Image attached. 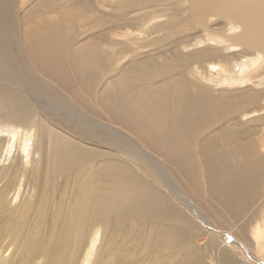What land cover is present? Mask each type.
<instances>
[{
    "label": "bare ground",
    "instance_id": "1",
    "mask_svg": "<svg viewBox=\"0 0 264 264\" xmlns=\"http://www.w3.org/2000/svg\"><path fill=\"white\" fill-rule=\"evenodd\" d=\"M154 1L131 0L141 5ZM178 1L183 8L187 5L182 15L176 14L179 20L159 19L154 22L156 26L188 29L215 12L222 18L224 30L214 36L216 45L202 36L203 45L198 48V40L186 42L177 53L164 55L168 59L162 64L134 68L118 76L121 83L114 96H120V105L133 115L135 126L144 134L135 135L128 124L104 121L101 113L92 115L85 102L77 103L71 98L73 92L64 89L83 74L84 81H90L100 70L98 59L90 52L103 40L96 42L97 46L87 40L74 42L78 27L71 29L68 22L75 16L71 11L75 7L79 10L84 1L0 0V68L13 62L25 78L14 82L0 76V179H4L0 185V264L40 256L44 264H73L82 245L88 261L97 240L102 245L96 259L111 264L110 255L120 247L117 225L127 222L137 223L129 231L135 241L133 251L143 250L153 257L162 248V239H167L169 246L175 243L171 231L177 232V228L167 233L165 226L189 224L180 211L171 212L176 207L173 198L179 205L194 206V215L205 218L208 232L213 227L215 235L218 225L179 181L184 163H189L193 174L201 171L198 164L206 158L200 155L205 151L200 146L206 144L195 138H207L205 129L213 127L214 132L208 147L222 153V158L229 155L235 162L240 158L242 165L246 164L242 176H249L250 186L257 180L258 170L262 174L257 170L258 161L255 171L250 162L261 157L259 149H254L259 146L264 150V133L254 137L250 130L242 134V129L264 118V25L259 34L253 30L259 20L264 23V1ZM86 24L94 32L100 25L93 19ZM95 36L90 38L98 39ZM239 45L255 49L254 57L237 62L229 57L232 54H223V50ZM184 48L193 51L185 53ZM105 76H109L108 71ZM236 80L248 83L243 88L213 92L217 83ZM33 95L50 102L51 110L33 104ZM58 108L61 113L54 117ZM253 112L260 115L248 117L247 122L241 120ZM100 128L112 131L102 132L103 137L98 133ZM177 131L188 139L177 137ZM32 138L33 163L26 168ZM172 146L179 150L173 151ZM123 159L131 161L133 167ZM221 163L215 176L240 164ZM19 173L24 174V184L17 199ZM56 190L57 200L53 201L50 193ZM226 190L227 199L243 203L242 211L251 191L245 187L246 193L240 196L236 186ZM157 195L161 207H157ZM89 226L92 231L87 233ZM250 232L257 251H264V225L257 223ZM226 261L236 264L229 255Z\"/></svg>",
    "mask_w": 264,
    "mask_h": 264
},
{
    "label": "rangeland",
    "instance_id": "2",
    "mask_svg": "<svg viewBox=\"0 0 264 264\" xmlns=\"http://www.w3.org/2000/svg\"><path fill=\"white\" fill-rule=\"evenodd\" d=\"M82 1H84V4H80L79 10H76L75 7L74 10L71 11L75 14V16L71 18V20L68 19L69 21H67L69 22L71 29L78 27V35H76L74 42H76V39H78L82 44L87 40L93 45L97 46L96 42L103 40L102 45L90 52V54L98 59V67H100V70L98 71V75L96 72L93 74L90 81H84L85 74H83V77L76 78L71 86L65 87L64 89L73 92L71 94V98H73L77 103L81 104L85 102L88 105L92 115L101 113L103 114V118H101L102 120L105 121L106 119H109L118 124H128L131 129H135V132H133L135 135H144L140 133L135 126L133 115L129 112H125V109L120 105V96H114L116 94V89L121 83L118 76L121 73L125 74L129 70L132 71L134 68L140 69L141 67L149 69L152 68L151 66H153V64L154 66L157 64L160 65L163 61L168 59L167 56L170 57L171 54L177 53L180 47L186 42L198 40L196 46V48H198L203 45L201 39L202 36H207L211 43L216 45L214 42V36L218 35L219 30H224V25L222 22H220L222 21V18L215 16V12H212V14L205 20L191 24V27L188 29L179 28L180 30H178V28H168L167 30V28L165 29L163 26H156L154 22H156V20L158 21L159 19L166 20L167 18L172 19L173 21L179 20V18L177 19L176 14L182 15L184 9H187V5H185L183 8L184 5H182L181 1L156 0L151 4L145 3L143 5L133 4L131 0ZM92 19L97 20V22L100 24H98V29H96L95 32L94 30H89V26L86 24V22ZM216 19H218V21H216ZM81 22L85 24L83 25ZM164 25H167L166 22ZM263 25L264 23L262 20H259V23L255 25L253 30L258 31L257 33L259 34L263 29ZM45 32L48 33V29H46ZM49 33H51V27H49ZM91 35H96V38L98 36V39L93 37L90 38ZM105 43H107L109 47H107ZM182 51L187 53L193 50L184 48ZM72 52L75 53L74 50ZM253 53H256L255 49H243L241 45L235 46L232 49L225 51L223 50V54H232L229 57H232L231 60L237 62L240 59L246 60L253 58ZM68 54L69 56L72 55L71 52H68ZM109 59L113 60L114 63L110 62ZM15 65L16 64L12 62V64L1 67L0 76H3L9 81L23 82L25 80L24 76H22L23 72L17 65ZM106 71H108L109 76H105ZM95 76H97V81L94 80ZM204 82L208 83V81ZM247 83V81L240 83L238 80L232 82H219L217 83L216 90H213V92H219L223 89L231 90L235 87L243 88ZM32 98L35 99L32 101V103L35 105L36 103H39L40 105H38L42 106L40 107L42 110H51V106H49L50 102L42 100L38 95H33ZM116 105H119V113H116ZM60 109H55L56 114L54 117H57L59 112L61 113ZM258 115H260V112H253L251 114L247 113V116L241 117V120L243 119L245 122H247L250 117H258ZM246 127L247 126L242 129V134L250 130L254 137L260 136L262 133H264V118L259 119L257 122H251L250 125L247 128ZM212 129L213 127L210 130L205 129L207 138H205V135H199L197 138H195L198 143L203 141L206 144V147H202L205 145L200 146L201 149L204 148L205 150L200 151V153L202 152L200 155L206 158L205 162H201L200 165L198 164L201 171H199L197 174H193L190 170L189 163H184L182 165L184 171L181 175V178H178L183 187L190 193V197H194L199 205L204 209V211L206 210L207 214L211 215L212 221L218 225L219 228L215 231V235L212 233V231L215 230L213 227L208 232L206 227L208 225L207 222H205V218L201 217L199 219L198 216L194 215L195 211L192 210L195 208L194 206H192L190 203H188L187 206L179 205L171 196L174 200L172 203L174 206H176L171 210V212L175 214L176 210L180 211L181 215L186 217L189 222L188 225H183L180 223L174 224L173 226H165L167 233L171 231L172 228H177V232L171 231V237L173 238L172 242L175 241V243L170 244L169 246L167 239H162L160 241V243H162V248L159 249L157 253H154L153 257L150 253L145 255L143 250L141 251L135 249L133 251L132 245L135 243V241H133L131 238L132 233L130 234L129 231L132 229L134 230L137 227V223L133 224L127 222L126 224H118L117 241L120 243V247L118 251H114L110 255L111 264H227V255H229L236 264H264V251H257L250 232L253 226H255L257 223L264 225V150L262 148H258L259 146L254 149H259L258 154H261V157H259L258 160L254 158L256 161L253 160L250 162L251 168L255 171V164L258 161V165H260L258 166L259 168H257V170L260 169L262 174L258 170L256 173L257 180L252 182L251 186L249 176H242V173H244L247 168L246 164L242 165L243 162L240 158L237 159L238 163H240L237 165L239 168L237 166H235L237 168L234 170L230 168H224V170L220 172L218 176H215L219 161H221V164L225 166L226 164L236 165L238 163L235 162L236 159L230 158L229 155L226 158H222V153L213 150L212 147H208L207 143H209L211 140L208 138L214 133ZM111 131V129L107 131L100 128L98 133L99 135L102 132L103 134H108V132ZM175 135L183 140L188 139V137L182 135L179 131H177ZM100 136L103 135L101 134ZM96 138H98V136ZM170 142H172V139H170ZM33 143L34 141L32 138L27 153L28 157L26 168L31 167L33 163ZM154 144L156 145V142H154ZM172 150L178 151L179 148L177 146H172ZM223 154L227 153L224 152ZM200 155L199 157H201ZM123 161L126 165L133 167V163L128 161V159H123ZM174 166L176 165L174 164ZM248 166L249 165L247 164V167ZM141 174V178L145 183H147L148 181L146 180V175H144L142 172ZM196 175L201 176L196 178ZM231 176L233 178H231ZM240 176H242V180H240ZM17 177L20 179L17 189L18 199L23 190L24 174L19 173ZM54 177H57V174L54 175ZM227 177L228 182L226 179ZM60 179L61 176H59L58 180ZM3 181L4 179H0V185L3 183ZM242 185L245 186L246 189L248 188L251 191V194L247 198V201H245L247 206L243 208L242 211H239L243 203H234L231 201L230 197L227 199L226 189H234L236 186V188L239 190V192L236 194L241 196L242 193H246L245 187ZM55 192L50 193L52 197H49L50 199L53 198V201L57 200V190ZM191 201L196 205L194 200L191 199ZM234 201L236 202L238 200L234 199ZM52 203L53 202L50 204ZM238 204L240 205L238 206ZM157 205V207H161L159 203V196L157 199ZM52 206L54 207V205ZM180 212L178 214H180ZM204 223L206 225H204ZM91 231L92 228L89 226L87 233H90ZM224 235L228 236L226 237ZM7 238L8 237L4 239L6 240ZM224 241L225 244L223 243ZM101 245L102 241L100 240H97L94 243V248L89 256L88 261H86L87 258L84 256L82 245L77 261L73 264H101L96 259V256L101 249ZM134 252H136L138 255L136 256V253ZM43 261L44 258L40 256L33 260L24 261L22 259H17L13 264H44ZM101 262H106L104 264H110V261L107 262L104 260Z\"/></svg>",
    "mask_w": 264,
    "mask_h": 264
}]
</instances>
